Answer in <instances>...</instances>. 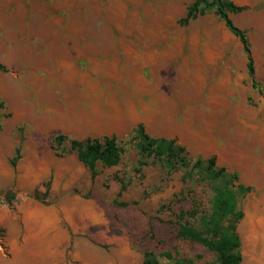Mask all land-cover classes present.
Wrapping results in <instances>:
<instances>
[{
  "label": "rangeland",
  "instance_id": "obj_1",
  "mask_svg": "<svg viewBox=\"0 0 264 264\" xmlns=\"http://www.w3.org/2000/svg\"><path fill=\"white\" fill-rule=\"evenodd\" d=\"M193 1L0 0V264H143L146 251L213 263L176 236L180 210L210 212L209 180L192 165L211 158L228 187L245 189L239 264H264V0H229L243 7L228 16L247 40L255 86L213 8L183 22ZM95 112L144 117L137 126L175 140L189 166L170 172L141 156L137 126L89 135L82 115ZM97 137H115L121 160L92 178L68 149ZM28 159L50 172L33 187L17 170Z\"/></svg>",
  "mask_w": 264,
  "mask_h": 264
},
{
  "label": "trees",
  "instance_id": "obj_2",
  "mask_svg": "<svg viewBox=\"0 0 264 264\" xmlns=\"http://www.w3.org/2000/svg\"><path fill=\"white\" fill-rule=\"evenodd\" d=\"M224 22L226 28L236 36L242 46L246 57V69L251 83L256 85L254 80V67L250 55L249 46L242 31L234 27L229 18V14H237L243 7L237 6L229 0H194L187 8L184 23L205 14L210 9ZM133 134L139 139L137 150L141 156L152 157L161 163L167 171H175L181 167L189 166V159L186 151L179 146L175 140L155 139L148 136L141 125L137 126ZM65 137L57 135L52 139V147L58 155H64L67 151L62 145ZM69 151L75 152L79 161L87 168L92 178L97 176V166L109 168L117 166L121 160V148L115 137L87 138L85 140L72 139L69 141ZM15 165V161L11 162ZM192 169L204 171L208 184L213 193L211 209L209 213L201 211L197 203L188 210H180L177 215L176 236L182 241L198 244L212 252L215 260L211 264H239L241 254L239 251L240 240L236 233V224L242 217L238 206L237 193L245 191L238 186L236 191L228 187L230 180L227 179L223 169L215 168V159L211 158L206 162L196 160ZM235 176L231 177V180ZM218 180L224 182L222 187H217L214 183ZM6 198H14V193L7 191ZM191 221H198L203 227L196 228ZM143 264H161L160 257H164L170 264H193L194 260L187 257H179L171 252H164L159 257L152 251L143 254ZM199 257V256H198Z\"/></svg>",
  "mask_w": 264,
  "mask_h": 264
},
{
  "label": "crops",
  "instance_id": "obj_3",
  "mask_svg": "<svg viewBox=\"0 0 264 264\" xmlns=\"http://www.w3.org/2000/svg\"><path fill=\"white\" fill-rule=\"evenodd\" d=\"M84 116L83 124L86 125V132L89 135L97 136H108L115 135L116 133L126 132L138 124L145 123L146 119L136 114L126 113L123 115H113L105 113H89ZM76 121H81V117ZM97 132V133H95ZM24 167V172L27 174L26 177L33 180L31 186L39 180L47 177L49 175V169L40 159H28L26 161H21L18 163L17 170L21 171ZM4 182L0 181V190ZM57 191V187L53 184L52 192Z\"/></svg>",
  "mask_w": 264,
  "mask_h": 264
},
{
  "label": "bare ground",
  "instance_id": "obj_4",
  "mask_svg": "<svg viewBox=\"0 0 264 264\" xmlns=\"http://www.w3.org/2000/svg\"><path fill=\"white\" fill-rule=\"evenodd\" d=\"M264 228V227H263Z\"/></svg>",
  "mask_w": 264,
  "mask_h": 264
}]
</instances>
